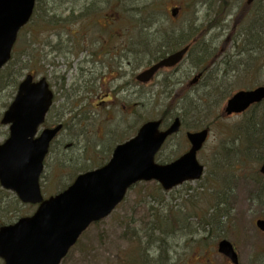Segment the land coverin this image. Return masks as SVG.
Masks as SVG:
<instances>
[{"label": "rangeland", "instance_id": "1", "mask_svg": "<svg viewBox=\"0 0 264 264\" xmlns=\"http://www.w3.org/2000/svg\"><path fill=\"white\" fill-rule=\"evenodd\" d=\"M151 2L158 6L148 13ZM41 6L52 14L73 10L77 15L83 8L85 15H108L113 39L121 32L130 38L142 37L147 64L167 48V41L180 34L189 37L179 28L193 27L202 34L197 52L188 54L176 68L160 71L144 85L142 98L134 93L115 108L108 103L107 111L93 109L90 103H84L87 107L78 115L65 110L63 91L77 72L78 56L52 52L47 59L53 57L56 66L42 63L34 68L30 64L35 78L47 76V69L54 71L50 80L57 99L43 127L56 120L65 123L44 161L40 177L44 197L65 188L78 173L106 163L116 144L162 113L166 124L182 110L187 112L180 131L155 155L158 163L170 162L187 150L185 131L209 127L207 140L197 153L204 167L200 179L171 190H163L153 180L136 183L110 215L80 235L61 264H232L216 250L223 238L233 244L238 264H264V234L254 225L257 218H264V176L259 171L264 160V101L240 114L226 115L223 110L236 91L264 85V0L249 7L245 0H41ZM177 6L180 12L174 18L170 10ZM100 32V38L107 37ZM34 34L36 38V33L31 37L25 30L19 44L28 38L37 40ZM45 38L44 32L39 47L40 54L46 55ZM202 48L213 64L187 89L180 103L175 104V98L170 105L169 83L191 79ZM252 63L254 68L249 69ZM61 76L67 83L63 88ZM15 91L9 86L0 91V116ZM122 104L132 107L121 109ZM7 136L8 126L0 124V142ZM15 198L0 188V224L34 211V205L18 203ZM155 218L161 220L158 229L153 225ZM160 249H167V255L158 257Z\"/></svg>", "mask_w": 264, "mask_h": 264}, {"label": "water", "instance_id": "2", "mask_svg": "<svg viewBox=\"0 0 264 264\" xmlns=\"http://www.w3.org/2000/svg\"><path fill=\"white\" fill-rule=\"evenodd\" d=\"M34 2L0 0V69L10 59L17 34L28 23ZM186 50L187 47L162 58L139 73L137 79L148 81L158 68L180 61ZM263 98L264 86L239 90L227 100L224 111L239 113ZM51 103L52 92L45 77L33 80L27 74L2 114L1 123L8 124L9 134L0 143V185L13 191L22 203L37 205L32 214L0 226V259L4 264H59L82 231L107 216L134 183L153 179L168 190L198 179L203 171L196 153L206 140L208 129L187 131L188 150L169 163L158 164L154 156L166 137L179 130L180 119L175 117L164 129H160L162 120L154 119L118 144L106 164L78 174L67 188L43 198L39 186L43 159L62 126L43 128L38 133ZM260 172L264 174V162ZM255 224L264 232L263 219H257ZM217 251L238 263L237 254L226 239L218 241Z\"/></svg>", "mask_w": 264, "mask_h": 264}, {"label": "flooded vegetation", "instance_id": "3", "mask_svg": "<svg viewBox=\"0 0 264 264\" xmlns=\"http://www.w3.org/2000/svg\"><path fill=\"white\" fill-rule=\"evenodd\" d=\"M107 17L108 15L102 17L83 15L81 10L77 17L76 31L72 29L69 36H61V33H65L62 26L55 24L50 27L46 42L48 53L54 52L57 48L65 50L67 45L71 49L68 53L73 58L78 56L77 72L68 85L72 97L67 96L64 107L68 113L74 111L76 114L81 113L86 107L84 103H90L93 109L98 107L99 110L107 111L110 109L108 103L115 108L117 102H125L134 93L139 94L141 98L144 95V85L136 80L137 73L147 63L142 41L132 42L131 38L122 32L116 39L109 37L112 22L106 20ZM100 29L102 34L107 35L106 38H100ZM53 61L51 57L49 66H52ZM51 72L48 74L50 84L53 79ZM131 107V104L128 106L122 104L121 109Z\"/></svg>", "mask_w": 264, "mask_h": 264}, {"label": "trees", "instance_id": "4", "mask_svg": "<svg viewBox=\"0 0 264 264\" xmlns=\"http://www.w3.org/2000/svg\"><path fill=\"white\" fill-rule=\"evenodd\" d=\"M40 2H41V0H36L34 12H33L32 18H31L32 21L30 20L31 22L28 23L26 25V27L21 32V34H22L26 30V31H28L29 35H31L32 33H36V35H37L36 38H35V34H34L33 38H35L37 40H33V39L31 40L30 38H28L27 42L25 40V42H22L21 44L18 43L16 46H14V50L12 52V56H11L10 60L0 70V91L7 88L8 86L10 88L12 87V90H14L16 88L18 82L20 81L21 77L27 72H32V71H30L31 65H32V67L37 68L42 63H44L45 54H40L41 50L39 47V43H40L39 40L42 38V33L45 32V34L47 35V31H49L50 27L51 26L53 27V25H55V24L62 26L64 28L65 33H61V36L62 35L69 36L72 29L74 31H76L77 16L73 14L74 13L73 10L69 11L68 14H62V13L52 14L51 11L50 12L47 11L48 9L46 11H44L45 6H41L42 8H39ZM156 6H158V5H156L155 3H153V4H152V2L149 3L147 6L148 7V13H151L152 11H154V8ZM32 22H34L33 25H31ZM190 28L191 27H189V31L186 30L187 32L183 28H179V30L181 29L182 30L181 32H184L185 35H187V34L190 35V31H191ZM21 34H20V36H21ZM31 37H32V35H31ZM44 40L42 43L45 45ZM198 40H199L198 33L192 34L191 37H185V38L183 37L182 34H180V35L174 37L170 41V43H169V41H167V43H166L167 49L164 50L163 52H160L156 58H160L161 56L165 55L169 51L175 50L179 47L189 45V44L192 46V48L190 49V51H191L198 44V42H199ZM19 46L20 47L22 46V48L20 50H18ZM66 47L68 48L67 45H66ZM200 52H201V56H200L201 58H199L198 62L195 65V68L199 69V70L206 68L211 63V61L208 60V53H206L204 49H202ZM248 67H249V69L254 68L253 63ZM171 85L173 87L174 83H172ZM62 86H63V84H62ZM177 88L178 89L171 96L170 105L174 101L175 98H176L175 104H177V103H180L181 99H184L186 97V95H188V92L186 90L187 85L184 82L182 83V85L180 87H177ZM168 95H170V93H168ZM186 114H187L186 110H182L178 114L181 116L182 125L184 124V117L186 116ZM160 116L163 119L166 117L164 113H162ZM15 201L19 203L17 198H15ZM24 213L26 214L27 211L20 213L19 216L24 214ZM160 224H161V220L155 218L153 221V225L157 226L156 228L158 229ZM166 250L167 249H160L159 254H166ZM145 258L148 259L147 256H145ZM149 261H150V259H149ZM132 262H131V264H132Z\"/></svg>", "mask_w": 264, "mask_h": 264}, {"label": "bare ground", "instance_id": "5", "mask_svg": "<svg viewBox=\"0 0 264 264\" xmlns=\"http://www.w3.org/2000/svg\"><path fill=\"white\" fill-rule=\"evenodd\" d=\"M159 256L162 258V254H158V257H159ZM158 257H157V258H158Z\"/></svg>", "mask_w": 264, "mask_h": 264}]
</instances>
